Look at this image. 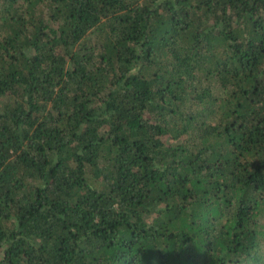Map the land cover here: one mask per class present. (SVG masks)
<instances>
[{"label": "trees", "instance_id": "16d2710c", "mask_svg": "<svg viewBox=\"0 0 264 264\" xmlns=\"http://www.w3.org/2000/svg\"><path fill=\"white\" fill-rule=\"evenodd\" d=\"M0 264H264V0H0Z\"/></svg>", "mask_w": 264, "mask_h": 264}, {"label": "rangeland", "instance_id": "374dc122", "mask_svg": "<svg viewBox=\"0 0 264 264\" xmlns=\"http://www.w3.org/2000/svg\"><path fill=\"white\" fill-rule=\"evenodd\" d=\"M2 250H3V249H2V248H0V257L2 256Z\"/></svg>", "mask_w": 264, "mask_h": 264}]
</instances>
